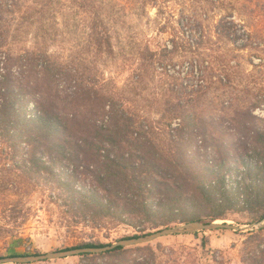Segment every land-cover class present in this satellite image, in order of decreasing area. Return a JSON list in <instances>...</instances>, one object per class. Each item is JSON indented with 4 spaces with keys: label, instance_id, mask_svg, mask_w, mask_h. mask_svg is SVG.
I'll return each mask as SVG.
<instances>
[{
    "label": "rangeland",
    "instance_id": "374dc122",
    "mask_svg": "<svg viewBox=\"0 0 264 264\" xmlns=\"http://www.w3.org/2000/svg\"><path fill=\"white\" fill-rule=\"evenodd\" d=\"M5 21L11 27L3 43ZM98 35L109 36L111 43H98ZM10 50L16 58L49 61L52 70L40 72L39 83L46 75L55 77L59 90L69 92V78L94 80L102 95L114 98L120 110L147 119L164 139L169 138L170 109L178 106L193 117L194 124L207 126L209 133L228 142L233 137L226 132L235 131V110L259 103L252 112L264 118V0H22L16 13H0V61ZM184 62L199 66L203 82L198 86L192 74L185 84L159 68ZM1 71L0 63V75ZM30 106L25 114L32 117L37 108ZM181 122L182 118L175 119L172 127ZM185 137L195 136L186 133ZM34 143L24 133L10 139L0 124V256L48 253L86 242L114 243L139 234L125 224L98 229L76 223L83 221L84 214L71 210L63 185L73 165L49 151L47 144L34 151ZM90 186L89 180L78 184L85 191ZM231 217L230 223L249 225L248 218ZM146 228L155 231L151 225ZM199 232L146 244L155 251L152 260L156 264H264V229ZM141 254L133 250L112 263L143 261ZM107 262L109 258L80 254L31 264Z\"/></svg>",
    "mask_w": 264,
    "mask_h": 264
},
{
    "label": "trees",
    "instance_id": "16d2710c",
    "mask_svg": "<svg viewBox=\"0 0 264 264\" xmlns=\"http://www.w3.org/2000/svg\"><path fill=\"white\" fill-rule=\"evenodd\" d=\"M20 2L0 1V13H16ZM10 27L6 21L1 24L3 43ZM109 39L97 36L98 43H111ZM99 49H103L101 44ZM38 60L16 58L11 50L1 59V130L10 139L22 133L32 137L37 152L47 144L49 151L73 165L70 179L63 185L71 210L84 214L83 221L76 223L98 229H107L110 223L125 224L139 232L121 240L154 232H147L148 225L157 231L191 221H227L233 215L248 218L246 224L264 219V118L252 112L259 103L235 110V131L226 132L232 142L209 133L207 126L194 124L193 117L179 106L170 109L173 115L169 114L166 123L169 138L164 139L147 119L120 110L114 98L94 87L92 79L69 78V92L59 90L55 77L46 75L39 83L40 72L49 73L52 65ZM31 104L37 108L32 117L26 115ZM177 118L182 122L172 127ZM186 133L195 137H185ZM54 175L58 173L54 171ZM81 180L91 182L87 191L78 188ZM224 230L230 229L213 231ZM110 244L86 242L55 251ZM133 250L145 257L133 264H156L150 245L81 255L109 258L107 264H118L112 261L124 260ZM32 254L42 253L8 256Z\"/></svg>",
    "mask_w": 264,
    "mask_h": 264
},
{
    "label": "water",
    "instance_id": "95a60500",
    "mask_svg": "<svg viewBox=\"0 0 264 264\" xmlns=\"http://www.w3.org/2000/svg\"><path fill=\"white\" fill-rule=\"evenodd\" d=\"M217 229H230V230H254V229H264V219L257 223L249 224L248 226L241 227L230 223L228 221H214L212 223H205L201 221H191L188 223H183L175 225L173 227L163 228L152 233L142 235L139 237L131 239H121L114 243H111L105 247H83L75 248L71 250L63 251H51L42 254H32V255H19V256H4L0 257V264H30L35 262L47 261V260H57L63 259L71 256L80 255L83 253H104L113 250L119 246L134 247L140 245L150 244L162 237L177 235V234H189L205 230H217Z\"/></svg>",
    "mask_w": 264,
    "mask_h": 264
},
{
    "label": "built area",
    "instance_id": "2783aa9c",
    "mask_svg": "<svg viewBox=\"0 0 264 264\" xmlns=\"http://www.w3.org/2000/svg\"><path fill=\"white\" fill-rule=\"evenodd\" d=\"M159 68L163 71H167L172 75L179 76L180 78H182L183 81H185V84L189 83L188 76L190 74L197 77L196 80L197 86L199 82H203V80L200 79L201 70L196 63L192 64L190 62H184V63L163 64V65H159Z\"/></svg>",
    "mask_w": 264,
    "mask_h": 264
},
{
    "label": "crops",
    "instance_id": "0c3cea01",
    "mask_svg": "<svg viewBox=\"0 0 264 264\" xmlns=\"http://www.w3.org/2000/svg\"><path fill=\"white\" fill-rule=\"evenodd\" d=\"M31 264V263H30Z\"/></svg>",
    "mask_w": 264,
    "mask_h": 264
}]
</instances>
